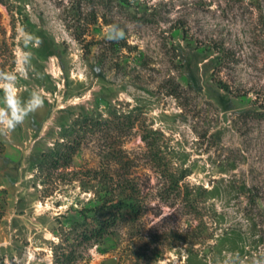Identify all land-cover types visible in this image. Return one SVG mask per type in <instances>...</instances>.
I'll use <instances>...</instances> for the list:
<instances>
[{
  "label": "rangeland",
  "instance_id": "1",
  "mask_svg": "<svg viewBox=\"0 0 264 264\" xmlns=\"http://www.w3.org/2000/svg\"><path fill=\"white\" fill-rule=\"evenodd\" d=\"M18 101L0 264H264V0H0Z\"/></svg>",
  "mask_w": 264,
  "mask_h": 264
},
{
  "label": "clouds",
  "instance_id": "2",
  "mask_svg": "<svg viewBox=\"0 0 264 264\" xmlns=\"http://www.w3.org/2000/svg\"><path fill=\"white\" fill-rule=\"evenodd\" d=\"M106 37L110 40L124 39L125 32L118 25H109L106 30ZM32 99L35 100V97ZM25 107L26 105L23 102L18 101L14 112L11 107L0 110V132H10L22 123L24 117L28 114Z\"/></svg>",
  "mask_w": 264,
  "mask_h": 264
},
{
  "label": "trees",
  "instance_id": "3",
  "mask_svg": "<svg viewBox=\"0 0 264 264\" xmlns=\"http://www.w3.org/2000/svg\"><path fill=\"white\" fill-rule=\"evenodd\" d=\"M125 212L127 214L134 215L136 214V207L132 203H125V204H116L113 212L110 210L102 211L99 217L95 216L97 220V225L94 226L91 230L90 236L99 239L104 236V234L108 231L109 227L115 225L119 220H122ZM62 264H70V259H66L62 261Z\"/></svg>",
  "mask_w": 264,
  "mask_h": 264
}]
</instances>
